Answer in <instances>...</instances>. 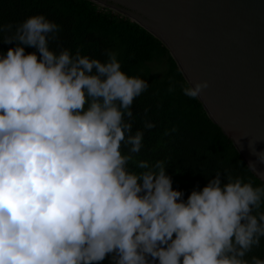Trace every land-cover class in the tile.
Masks as SVG:
<instances>
[{"label": "clouds", "instance_id": "9594fccd", "mask_svg": "<svg viewBox=\"0 0 264 264\" xmlns=\"http://www.w3.org/2000/svg\"><path fill=\"white\" fill-rule=\"evenodd\" d=\"M59 31L42 14L0 25L15 44L0 55V264H264L249 258L264 238V185L216 174L184 200L164 160L137 159L131 108L147 81L114 51L101 62L50 50Z\"/></svg>", "mask_w": 264, "mask_h": 264}, {"label": "trees", "instance_id": "16d2710c", "mask_svg": "<svg viewBox=\"0 0 264 264\" xmlns=\"http://www.w3.org/2000/svg\"><path fill=\"white\" fill-rule=\"evenodd\" d=\"M40 14L60 26L56 39L50 41V50L59 53L66 48L75 54L79 49L81 55L101 62L107 59L105 50L114 51L122 71L147 81L149 88L133 101L131 108L133 134L136 130L144 133L137 159L152 164L164 160L172 187L183 192L184 200L216 174L221 175L222 183L230 174L253 186L264 185L247 167L232 141L208 118L199 100L182 93V85L188 83L160 40L126 17L99 10L89 0H0V25L12 24L13 32L26 18ZM8 35L11 33L0 32V55L15 47L14 43L2 42ZM35 51L25 48L26 54ZM173 84L175 91L169 92ZM146 122L155 127L146 129ZM121 150L127 152L123 146ZM129 167L139 171L135 165ZM252 255L264 259V238L249 258ZM100 264H110V257Z\"/></svg>", "mask_w": 264, "mask_h": 264}, {"label": "water", "instance_id": "95a60500", "mask_svg": "<svg viewBox=\"0 0 264 264\" xmlns=\"http://www.w3.org/2000/svg\"><path fill=\"white\" fill-rule=\"evenodd\" d=\"M89 1L160 40L188 84L208 83L197 99L264 182V0Z\"/></svg>", "mask_w": 264, "mask_h": 264}]
</instances>
